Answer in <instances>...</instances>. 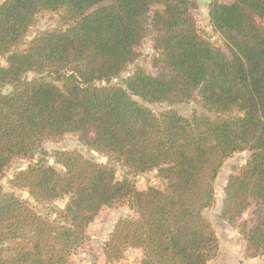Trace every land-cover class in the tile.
Listing matches in <instances>:
<instances>
[{
  "label": "trees",
  "instance_id": "16d2710c",
  "mask_svg": "<svg viewBox=\"0 0 264 264\" xmlns=\"http://www.w3.org/2000/svg\"><path fill=\"white\" fill-rule=\"evenodd\" d=\"M193 0H0V179L13 161L45 140L79 141L129 176L157 171L164 188L139 191L112 165L78 151L53 154L60 170L35 163L12 181L39 203L68 198L59 222L0 194V264H69L105 207L128 202L105 245L108 261L140 249V264H209L219 240L204 211L215 201L224 162L251 153L225 186L222 218L242 228L249 259L264 257V0H215L211 23L226 50L200 34ZM60 13L63 28L37 34L22 51L36 17ZM154 35L156 76L137 67L111 85ZM53 76L28 79V74ZM104 84V85H103ZM150 104L199 99L205 114L187 118Z\"/></svg>",
  "mask_w": 264,
  "mask_h": 264
},
{
  "label": "rangeland",
  "instance_id": "374dc122",
  "mask_svg": "<svg viewBox=\"0 0 264 264\" xmlns=\"http://www.w3.org/2000/svg\"><path fill=\"white\" fill-rule=\"evenodd\" d=\"M3 1V0H1ZM197 4V8L192 11L199 30V34L214 47L227 51L225 42L222 36L216 32L211 20L210 9L215 0H208V3H199L198 0H193ZM221 3H231L232 0H218ZM264 25V20H262ZM60 13H42L36 17L35 24L30 29L28 36L23 45L16 48L14 51L24 50L29 42L39 33L45 31H56L63 28ZM154 35L148 36L139 48V57L130 64L127 69L116 79L111 80V85H123L127 77L137 68H142L147 74L151 76L157 75L155 68V61L158 57V52L154 47ZM7 57H0V67L6 66ZM28 79L44 77L48 81L53 82V76L48 73L39 75L36 73L28 74ZM104 85V84H103ZM136 101L145 105L153 113L159 115L164 111L174 109L180 115L190 118L194 114H205V110L199 99L190 103L182 104H150L145 103L137 97H133ZM56 151H78L85 157L93 159L98 163L112 165L116 170V177L118 180H123L129 174L125 168L120 164L108 161L102 155L91 151L79 141L77 134H68L59 140H45L40 144L34 152L26 157L19 158L13 161L11 166L5 171L0 179V194L10 193L14 194L24 202H26L32 209H34L42 218L59 222V213L67 204L68 198L56 200L51 203L36 202L25 188L15 187L12 184L15 176L22 170L27 169L30 165L35 163H43L47 166H52L60 170V166L55 163L53 154ZM251 153L249 151L236 153L228 158L214 182L215 201L214 204L204 211V216L212 226L216 236L219 240V249L216 257L209 264H251L246 256L247 242L242 235V228L238 227L243 221L251 222L254 205L246 212L241 220L235 226L229 224L222 218V209L224 201V190L229 177L238 173L247 163ZM130 179L136 185L139 191H146L148 188H164L166 183L159 176L157 171H151L139 175H130ZM134 211L131 209L128 202L115 204L112 207H105L96 217L95 221L88 229V239L86 243L74 252L69 264H139L140 254L133 248L125 251L123 258L119 261H108L105 256V245L109 241L117 223L123 219L135 217ZM264 219V214H262ZM264 260V257H259ZM259 262V261H258Z\"/></svg>",
  "mask_w": 264,
  "mask_h": 264
},
{
  "label": "crops",
  "instance_id": "0c3cea01",
  "mask_svg": "<svg viewBox=\"0 0 264 264\" xmlns=\"http://www.w3.org/2000/svg\"><path fill=\"white\" fill-rule=\"evenodd\" d=\"M135 251H138V253L140 254V263H141V260H142V258H143V253H142V251L140 250V249H134ZM248 261L251 263V264H264V260L262 259L261 260V258H254V259H248ZM259 261V262H258ZM139 263V264H140Z\"/></svg>",
  "mask_w": 264,
  "mask_h": 264
},
{
  "label": "water",
  "instance_id": "95a60500",
  "mask_svg": "<svg viewBox=\"0 0 264 264\" xmlns=\"http://www.w3.org/2000/svg\"><path fill=\"white\" fill-rule=\"evenodd\" d=\"M198 2L205 4V3H208V0H198Z\"/></svg>",
  "mask_w": 264,
  "mask_h": 264
}]
</instances>
